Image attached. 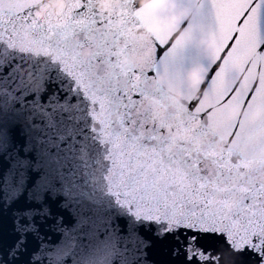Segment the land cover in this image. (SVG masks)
Here are the masks:
<instances>
[{"label": "snow or ice", "instance_id": "obj_1", "mask_svg": "<svg viewBox=\"0 0 264 264\" xmlns=\"http://www.w3.org/2000/svg\"><path fill=\"white\" fill-rule=\"evenodd\" d=\"M0 264H264V0H0Z\"/></svg>", "mask_w": 264, "mask_h": 264}, {"label": "water", "instance_id": "obj_2", "mask_svg": "<svg viewBox=\"0 0 264 264\" xmlns=\"http://www.w3.org/2000/svg\"><path fill=\"white\" fill-rule=\"evenodd\" d=\"M46 58L44 57H31L27 58L25 61L20 63L19 73L25 78L26 81L32 82L31 77L29 74L31 73L32 76H35V65H40L41 68L45 62ZM149 75H153V73H149ZM134 99H139V96H134Z\"/></svg>", "mask_w": 264, "mask_h": 264}]
</instances>
